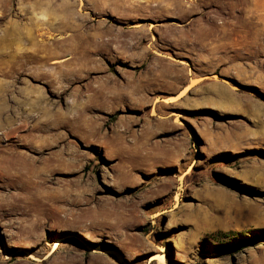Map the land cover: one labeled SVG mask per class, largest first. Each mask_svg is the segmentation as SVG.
Wrapping results in <instances>:
<instances>
[{
    "label": "rangeland",
    "instance_id": "obj_1",
    "mask_svg": "<svg viewBox=\"0 0 264 264\" xmlns=\"http://www.w3.org/2000/svg\"><path fill=\"white\" fill-rule=\"evenodd\" d=\"M263 109L264 0H0V264H264Z\"/></svg>",
    "mask_w": 264,
    "mask_h": 264
},
{
    "label": "bare ground",
    "instance_id": "obj_2",
    "mask_svg": "<svg viewBox=\"0 0 264 264\" xmlns=\"http://www.w3.org/2000/svg\"><path fill=\"white\" fill-rule=\"evenodd\" d=\"M80 59H76L74 62L76 63V64H78V65H80V63L78 62ZM83 66H81L80 65V67L78 68V69H73V70H70L69 72H74V73H79V74H82V70H83V68H82ZM68 72V73H69ZM81 72V73H80ZM252 77V76H251ZM159 78V77H158ZM250 78V77H249ZM153 80V79H152ZM151 80V81H152ZM156 80H158V79H156ZM149 82H150V80H149ZM139 85V84H138ZM190 90V89H189ZM89 91H91V93L90 94H87L85 97L90 101V102H92V101H95V99L96 98H98L97 97V90H96V88L95 87H92L91 88V90H89ZM186 93V92H185ZM248 104H250V105H259L258 104V102L257 101H255L253 98L252 99H248ZM78 105V104H77ZM72 106L71 107V109H72V111H73V109H76L77 107H78V109L76 110V111H73V116H71L70 115V112H67V113H65L63 116H62V118H55V120L56 121H58V120H60V119H67V120H69V121H72V122H77V123H79L80 121H82L81 119H82V117H83V115L81 114V107L79 108V106ZM260 105H261V103H260ZM259 107H261V106H259ZM261 108H263V107H261ZM85 110H86V107L84 108ZM260 110H262V109H260ZM264 110V109H263ZM260 115V114H259ZM60 123V122H59ZM62 123V122H61ZM63 125V124H62ZM2 156V155H1ZM6 158V157H5ZM7 159V158H6ZM24 161V160H23ZM0 162H3V161H1L0 160ZM8 162V160L6 161V163ZM4 163V162H3ZM9 163L11 164V162L9 161ZM18 163V162H17ZM12 165V164H11ZM17 165V164H16ZM4 166V165H3ZM9 166V165H8ZM4 168V167H3ZM56 168H58V166H56ZM6 169H7V167H6ZM5 169V170H6ZM9 170V169H8ZM49 171V170H48ZM53 171H54V168H53ZM52 171V172H53ZM41 174H39V176H40ZM33 186H34V183L33 184H31V183H29V184H27L26 183V187H25V190H28V195H31L28 199L31 201V200H34V198H38V199H41V200H48L49 198H48V196H45V195H42V196H35V194L32 192L31 193V191H33ZM24 192H27V191H24ZM58 194V193H57ZM60 194V193H59ZM59 196V195H58ZM66 196V195H65ZM24 197V196H23ZM53 197V196H52ZM23 199H25V198H23ZM53 199H55V198H53ZM58 199H59V197H58ZM29 201V202H30ZM50 201V200H49ZM52 201V200H51ZM57 201H59V200H57ZM61 202V201H60ZM32 203V202H31ZM44 204V203H43ZM52 204V203H51ZM55 205H57L54 201H53V204L51 205V206H54L55 208H57V206H55ZM45 206V205H44ZM46 207L48 208V206L46 205ZM64 208V207H63ZM49 211V210H48ZM66 210L65 209H59V210H54V214H56V213H61V212H65ZM28 212V211H27ZM44 212H45V210H44ZM47 212V211H46ZM71 214V213H70ZM106 215H107V213H105ZM57 215V214H56ZM83 215V214H82ZM72 216H79L80 217V213H73L72 214ZM69 217V216H68ZM67 218V217H66ZM68 219V218H67ZM77 221V220H76ZM91 225H93V222L91 223V224H86L84 227H86V226H91ZM66 227H75L74 226V224L72 223V222H67V224L65 225ZM72 239H74V237H73V234H64L63 235V238H61V240H60V242L58 243V245L53 249V252H49V254H48V259L54 254V253H56L59 249H60V244L61 243H63V242H66V241H69V240H72Z\"/></svg>",
    "mask_w": 264,
    "mask_h": 264
},
{
    "label": "trees",
    "instance_id": "obj_3",
    "mask_svg": "<svg viewBox=\"0 0 264 264\" xmlns=\"http://www.w3.org/2000/svg\"><path fill=\"white\" fill-rule=\"evenodd\" d=\"M247 243V242H246Z\"/></svg>",
    "mask_w": 264,
    "mask_h": 264
}]
</instances>
